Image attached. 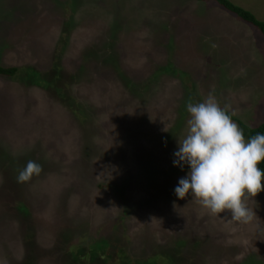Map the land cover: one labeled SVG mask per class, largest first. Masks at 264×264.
<instances>
[{"label": "rangeland", "instance_id": "374dc122", "mask_svg": "<svg viewBox=\"0 0 264 264\" xmlns=\"http://www.w3.org/2000/svg\"><path fill=\"white\" fill-rule=\"evenodd\" d=\"M0 67V264H264V191L247 224L211 215L173 164L189 98L264 123L258 28L213 1L0 0Z\"/></svg>", "mask_w": 264, "mask_h": 264}, {"label": "clouds", "instance_id": "9594fccd", "mask_svg": "<svg viewBox=\"0 0 264 264\" xmlns=\"http://www.w3.org/2000/svg\"><path fill=\"white\" fill-rule=\"evenodd\" d=\"M186 108L187 132L178 140L173 164L190 170L179 179L175 195L181 200L194 197L211 215L230 213L234 221L251 222L256 213L247 201L264 191V172L257 166L264 160V135L257 133L246 142L243 130L212 94L203 102L189 98ZM42 171V165L29 160L18 171L17 183Z\"/></svg>", "mask_w": 264, "mask_h": 264}, {"label": "trees", "instance_id": "16d2710c", "mask_svg": "<svg viewBox=\"0 0 264 264\" xmlns=\"http://www.w3.org/2000/svg\"><path fill=\"white\" fill-rule=\"evenodd\" d=\"M197 1H200V2H212V1L217 2L218 4H220V6L225 8L227 11L233 13L234 15H236L238 18H240L244 22L251 24L252 26L258 28L260 30V32L262 33V35L264 36V23L258 21L255 18V16L253 14H251L250 12L245 11L244 9H242L238 6H235L229 0H197ZM17 72H18V70L16 68L5 69V68L0 67V76H3V77H11V76L15 75ZM228 114L231 115L230 113H228ZM231 117H232L233 121L237 122L239 127L243 130L244 138L246 140H250L257 133L264 135V123L262 125H260L259 127L249 128L246 125H244L241 121L237 120L234 116L231 115ZM257 166L262 172H264V160H262ZM121 254L122 253H120V255ZM96 257H100V256L98 255ZM96 257L93 256L91 261L96 262L97 261ZM124 257L125 256L123 254L120 256L121 259H123ZM76 260L82 261V260H86V259H84L83 256L81 255Z\"/></svg>", "mask_w": 264, "mask_h": 264}]
</instances>
